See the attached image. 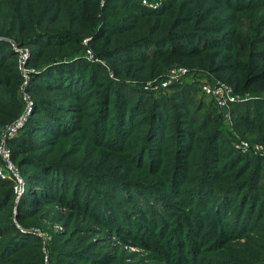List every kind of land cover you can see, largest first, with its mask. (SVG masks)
I'll return each mask as SVG.
<instances>
[{"label": "rangeland", "instance_id": "obj_1", "mask_svg": "<svg viewBox=\"0 0 264 264\" xmlns=\"http://www.w3.org/2000/svg\"><path fill=\"white\" fill-rule=\"evenodd\" d=\"M5 1L0 134L26 123L11 140L18 192L0 178V264H264V161L253 171L264 160V0H178V18L176 7L148 26L129 4L157 12L167 0H69L50 28L39 4L19 0L12 19ZM53 29L72 36L8 35ZM214 82L239 100L219 108L202 90ZM203 185L214 193L200 196ZM216 195L231 199L222 216Z\"/></svg>", "mask_w": 264, "mask_h": 264}, {"label": "trees", "instance_id": "obj_2", "mask_svg": "<svg viewBox=\"0 0 264 264\" xmlns=\"http://www.w3.org/2000/svg\"><path fill=\"white\" fill-rule=\"evenodd\" d=\"M29 1H32V2H34V3H37V4H39L40 6H41V10H40V15L43 17V23H46L47 24V26L50 28V25H52L53 24V22L54 21H58L57 19H62V21L64 20H66V18H63V17H60L59 15L58 16H55V14H57V13H60V11H63L64 10V7L62 6V3L64 2V1H69V0H52V2H50V3H47V0H22V2L21 3H23L24 2V6L25 5H27L28 3H29ZM176 1H178V0H167V1H165V4H164V7L160 10V11H157V12H152V11H149L148 9H146V8H144V7H140L136 2H135V4H129L130 6H128V8H130V9H135V10H137L138 12H136V14H135V16H137L139 19L141 18H144V17H147V19H148V22H146V25L148 26L150 23H152V21H153V19L154 18H162V17H165V16H168L169 15V13H166L168 10H171V9H174V8H176L175 9V11L174 12H172L171 14H170V18L172 17V16H176V17H174L173 18V21L176 19V18H178L179 16H180V14L182 13V11L184 10V8H185V6H186V4H187V2H182V3H180L179 5H178V3H175ZM134 3V2H133ZM3 5H4V7H6L7 9H9V13L8 14H6V15H8L10 18H12V19H14L15 17H17V15H19V0H6L4 3H3ZM175 5V6H174ZM177 5V6H176ZM231 4H227V6L226 7H228L229 9H231V10H233V11H235V10H245V9H247L248 7H231L230 6ZM108 7H110V4L108 5ZM113 8V7H112ZM250 8V7H249ZM202 11H203V9H202ZM53 12V15H51L50 16V14ZM49 13V14H48ZM138 13V14H137ZM202 13L203 12H201L200 13V15H202ZM2 14V11H0V15ZM46 14H48V17L46 18L45 17V15ZM75 18H72V20H74ZM213 23H214V25L216 24V21L215 20H213L212 21ZM159 23V20H155V22H154V24H158ZM174 22H171V24H170V26H168V30L170 31L171 30V25L173 24ZM54 30V29H53ZM14 31L15 30H13V34H11L12 32L10 31L9 32V36L10 35H12L11 37H15L18 41H20L21 43H22V45H29V44H37L42 38H51V41H53V39L52 38H57V39H55L56 41L58 40V38H61V37H71L72 36V33L70 32V31H62V32H57V31H55V33H53V32H41V31H39V32H37V33H34L30 38H32V39H28V38H26L24 35H22L21 33H19L18 35L17 34H14ZM57 32V33H56ZM151 32V29L149 30V32L148 33H150ZM106 34V31H102V33L101 34H99V35H97V39H103V37H104V35ZM76 35V34H75ZM166 35H169V34H166ZM159 36H155V38H158ZM96 39V40H97ZM1 42V41H0ZM2 43V42H1ZM6 43V50H5V52H6V54H10V55H13V53L11 52L12 50H11V45L9 44V43H7V42H5ZM51 43H55V41H53V42H51ZM111 43V41L110 40H108V41H106V42H104V44H106V45H109ZM137 47H139V45L137 46ZM156 48H157V46H156ZM156 48H154V50H156ZM159 55H161V54H158V55H154V58H156V57H158ZM153 58V59H154ZM67 59H69V58H67ZM59 61V60H58ZM0 68H1V66H0ZM62 75V73H60V72H58V73H56V79L58 78H60V76ZM17 78H19L18 76H16ZM65 79H67V78H65ZM64 78H61V80H65ZM66 81V80H65ZM0 86H2V87H7V83H6V81L3 79V78H0ZM74 87H77V85L76 86H73L72 88L73 89H71V91L72 92H74V93H76L75 95H77L78 93H79V91H80V89H76V88H74ZM10 91H12V90H10ZM74 95V96H75ZM75 98V97H74ZM237 109H239V108H237ZM12 123V122H11ZM44 135H46V134H44ZM47 136V135H46ZM17 139V138H16ZM15 139V140H16ZM45 139V141H48L46 138H44ZM15 140H13V141H10V144H9V146H10V148H11V151H12V155H11V158H12V161H13V163L14 164H16L18 167H19V163H17L16 162V160L17 159H15V156H14V153H15V150L16 149H14L13 147V145H14V143L15 142H18V140L17 141H15ZM231 150H233L232 148H231ZM230 153V155H229V158H236L235 159V161H238L239 163H241V161H243L244 159L243 158H257V157H255V156H252V155H242V154H237L236 156H235V154H234V152H229ZM259 158V157H258ZM234 161V162H235ZM262 161H264L263 159H260V160H257V162H256V164L254 165V172L256 173V172H259L260 171V169H259V167H260V164L262 163ZM234 162H230V164H228V165H233V163ZM239 163H237V164H239ZM251 166H252V164H251ZM258 175H260V174H258ZM22 176L24 177V179L26 178V177H28V176H30V177H33L30 173H28V172H25V173H22ZM41 177V176H40ZM42 180L44 179V178H41ZM1 181V180H0ZM1 183H6L10 188H11V190H12V192H13V194H16V192H18L17 191V189H16V187L18 186V180L16 179V178H14V177H11L9 180H6V181H2ZM248 186V185H247ZM204 188V190H202ZM255 188V186H253V188L252 189H254ZM195 190V192H200L201 194H200V196H202V193H207L210 189L209 188H207L206 189V187H205V185H203L202 186V188L199 190V189H194ZM194 190H191V191H193V194H194ZM198 193H197V195H198ZM211 195H212V193H214V190H210V192H209ZM130 195H128L127 197H129ZM133 195H131L130 196V198H127L128 200H130V201H128L129 202V204H130V206H134V207H138V206H144L148 201L147 200H145L144 198H142V197H140V199H134L133 197H132ZM139 197V196H138ZM214 197V202L211 204V206L213 205H216V208H217V206H219V205H221L220 206V209H225V208H227V205L228 204H231V199L230 198H228V197H222V196H213ZM201 200H198V202H197V211L198 212H203V204H204V199H205V196H203V197H201L200 198ZM217 202H218V204H217ZM223 202V203H222ZM121 203H123V202H121ZM222 203V204H221ZM115 205H119L120 203H118V202H115L114 203ZM262 207L264 206V205H261ZM123 208V207H122ZM145 208V207H144ZM136 210V209H135ZM132 212L134 211V210H131ZM146 211V210H145ZM127 213V212H126ZM148 213V212H147ZM205 213V212H204ZM134 214H139V213H134ZM217 215H219V216H222V210H219V208H217ZM260 214H258V215H256V217L257 216H259ZM137 217V216H136ZM245 221H247L246 219H244L243 220V224H245ZM192 251H194L193 249H191ZM193 254L191 255V257H194V252H192ZM181 259H184V257H181Z\"/></svg>", "mask_w": 264, "mask_h": 264}, {"label": "built area", "instance_id": "obj_3", "mask_svg": "<svg viewBox=\"0 0 264 264\" xmlns=\"http://www.w3.org/2000/svg\"><path fill=\"white\" fill-rule=\"evenodd\" d=\"M105 1L106 0H102V6L104 5ZM155 2L157 4L147 7L156 9L161 6V3H158L161 2V0H155ZM143 3L147 4L148 1L144 0ZM186 72L187 69L185 68H179L177 70V74H185ZM202 90L215 101L219 108L226 109L232 103H236V101L239 100V97L233 92L231 88L220 82H214L212 84L206 83L203 85ZM25 123L26 117L25 115H22L17 120L10 123L0 134V178L14 177L17 180L19 179L20 181L18 169L11 158L12 151L9 144L10 141L15 138L24 128ZM235 147L243 153H254L252 151L253 149H251V145L247 140L238 141V144ZM254 154L259 156V151H255ZM260 156H264V150L262 153L260 152Z\"/></svg>", "mask_w": 264, "mask_h": 264}]
</instances>
